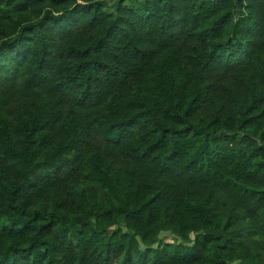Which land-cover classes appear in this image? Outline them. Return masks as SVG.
Here are the masks:
<instances>
[{
  "label": "trees",
  "instance_id": "1",
  "mask_svg": "<svg viewBox=\"0 0 264 264\" xmlns=\"http://www.w3.org/2000/svg\"><path fill=\"white\" fill-rule=\"evenodd\" d=\"M0 264H264V0H0Z\"/></svg>",
  "mask_w": 264,
  "mask_h": 264
},
{
  "label": "rangeland",
  "instance_id": "2",
  "mask_svg": "<svg viewBox=\"0 0 264 264\" xmlns=\"http://www.w3.org/2000/svg\"><path fill=\"white\" fill-rule=\"evenodd\" d=\"M121 227H123V224L122 225H120ZM193 235H194V233L193 232H190L189 233V238L191 239L192 237H193ZM159 237L162 239H164V238H166L167 240H170V239H172V234H171V232H170V230H163V231H161L160 233H159ZM187 243H189L188 241H187Z\"/></svg>",
  "mask_w": 264,
  "mask_h": 264
}]
</instances>
